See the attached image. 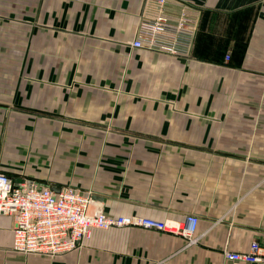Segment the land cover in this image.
Listing matches in <instances>:
<instances>
[{"label":"crops","instance_id":"1","mask_svg":"<svg viewBox=\"0 0 264 264\" xmlns=\"http://www.w3.org/2000/svg\"><path fill=\"white\" fill-rule=\"evenodd\" d=\"M182 4L186 56L131 45L145 0H0V170L111 215L198 218L191 244L112 227L52 256L13 250L0 215V264H232L224 247L264 240V0Z\"/></svg>","mask_w":264,"mask_h":264},{"label":"built area","instance_id":"2","mask_svg":"<svg viewBox=\"0 0 264 264\" xmlns=\"http://www.w3.org/2000/svg\"><path fill=\"white\" fill-rule=\"evenodd\" d=\"M154 12L142 15L131 45L173 55H187L195 21L182 4L175 15L166 10L169 0H145ZM88 192L72 185L55 190L47 185L23 179L16 182L0 170V215L13 220V250L21 253L62 255L77 248L93 229L142 227L179 235L187 243L196 241V215L182 220L155 219L138 214L111 215L99 206L91 208ZM232 264L264 263V240L252 241L247 250L223 248Z\"/></svg>","mask_w":264,"mask_h":264},{"label":"rangeland","instance_id":"3","mask_svg":"<svg viewBox=\"0 0 264 264\" xmlns=\"http://www.w3.org/2000/svg\"><path fill=\"white\" fill-rule=\"evenodd\" d=\"M73 186V185H72ZM85 192H87V191H85ZM103 210V209H102ZM104 211V210H103ZM129 215H133V214H129Z\"/></svg>","mask_w":264,"mask_h":264}]
</instances>
